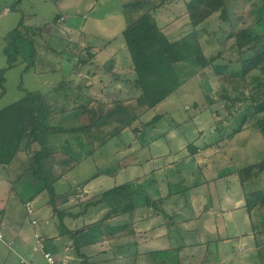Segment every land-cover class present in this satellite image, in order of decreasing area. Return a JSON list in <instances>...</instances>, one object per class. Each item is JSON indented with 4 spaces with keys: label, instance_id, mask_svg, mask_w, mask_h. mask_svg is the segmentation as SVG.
Instances as JSON below:
<instances>
[{
    "label": "rangeland",
    "instance_id": "374dc122",
    "mask_svg": "<svg viewBox=\"0 0 264 264\" xmlns=\"http://www.w3.org/2000/svg\"><path fill=\"white\" fill-rule=\"evenodd\" d=\"M135 1L21 0L17 11H11L18 0H0V71L8 67L3 52L5 37L19 28L22 17L26 28L41 30L28 37L23 29L16 65L5 74L6 93L0 99V110L27 93L52 102L59 98V104L66 103L67 109L73 107L75 95L107 107L115 97L136 98L140 93L131 89L136 74L122 32L159 1L145 4L141 10L125 7ZM183 1L168 2L154 11L153 20L164 27L171 40L193 30L190 20L181 13ZM250 7L244 6V14ZM57 16L61 18L56 20ZM251 21L248 18L245 24ZM230 28L219 14L198 27L207 57L220 52L225 58H236L231 48L234 40L228 37ZM109 40L115 41L110 44ZM88 51L94 54L91 59ZM81 60L88 63L78 72L74 65ZM225 96L246 98L248 92L227 87L213 73H199L145 115L129 107L134 116H139L134 127L154 122L138 136L129 128L104 144L99 145L103 140L97 139L98 143L90 146L79 133L60 134L59 150L69 157L67 167L71 168L54 164L55 176L48 173L46 180L38 179L30 165L27 170L21 166L20 155L11 167L16 171L9 172L0 164V208L5 210L7 222L32 237L35 232L61 230L48 203L49 194L42 189L50 183L61 196L76 186L82 192L79 198L72 197L60 208L75 215L65 218V225L85 226L87 230L83 238L92 245L80 249L90 255L87 264H264V225H259V230L254 225L258 230L254 235L251 219L255 216L243 207L246 194L264 192V135L248 129L212 146L221 132L226 133L224 136L231 132L221 128L224 122L231 124ZM158 115L162 119L157 120ZM57 121L59 118L53 125L60 127L61 121L56 125ZM62 122L68 127L67 121ZM65 143H71L72 148ZM191 143L199 147L194 158L188 148ZM18 168L25 172H18ZM60 174L63 177L58 178ZM95 175L99 177L87 184ZM126 183L131 184L137 207L131 214L104 221L107 209L100 205L79 215L83 208L78 199L90 193L99 199L104 192ZM162 198V209L146 205L148 200ZM27 201L35 209L37 225L26 212ZM50 213L52 218H48ZM5 235L9 239L11 232ZM15 238L13 249L0 242V264H21L19 256L31 264H46L41 251L28 254L35 245L34 237ZM100 249L105 251L97 255Z\"/></svg>",
    "mask_w": 264,
    "mask_h": 264
},
{
    "label": "trees",
    "instance_id": "16d2710c",
    "mask_svg": "<svg viewBox=\"0 0 264 264\" xmlns=\"http://www.w3.org/2000/svg\"><path fill=\"white\" fill-rule=\"evenodd\" d=\"M157 1L159 2L152 10H148L137 19L132 20L122 32L131 56V67L136 74L131 89L133 93L138 91L140 94L136 98L115 97L112 99L110 107H107L103 102H85L82 95H75L73 107L67 109L66 103L59 104V98L52 102L43 99L44 96L27 93L18 102L0 110L1 165L10 166L20 152H25L31 158L30 166L35 176L38 179L46 180L44 169L48 161L56 160L55 164L64 166L66 169L69 165V157L61 154L59 150L58 138L60 134L68 136L67 133H79V138L89 142L90 146H95L96 142L98 143L97 139L103 140L99 142V145L104 144L111 136L119 135L129 128H132L138 136L143 128L153 126L154 122L143 123L141 128L134 127L139 116H134L129 107L138 108L145 115L158 108L188 79L199 73H213L227 87L248 92L246 98L224 97L227 101L225 109L229 115L227 119H231V124H228V121L224 122L221 128L223 131L226 129L231 132L225 136L226 133L221 132L219 139L212 143V146L216 145L217 147L224 140H230L248 129H254L264 135V26H261L264 24V0H257L258 2L254 0H182L181 3L185 7L181 13L190 20L193 30L176 40L169 39L164 33V27L157 22L152 23V20L157 8L163 7L168 2H180V0ZM20 2L21 0H18L10 10L17 11V5ZM151 2L154 0H136L127 3L125 7L141 10V7ZM246 4L251 7L245 15L244 6ZM215 14H219L222 21L230 24L232 32L228 37L234 40L231 46L236 55L234 60L225 58L224 54L220 52L211 57H207L204 53L200 42L201 31L198 30V27ZM60 18L61 16H57L56 20ZM248 18L252 21L246 25ZM23 19L24 17H22L19 28L14 29L5 37L7 45L3 52L8 60V67L0 71V99L6 93L5 74L7 70L15 67L20 53L18 40L24 38L23 29H26L24 32L28 37L41 32V30L35 31L32 28H26ZM21 27L22 29H20ZM259 28L262 29L258 30ZM114 41L109 40V43ZM88 49L92 50V48ZM88 55L90 59L94 56L89 51ZM87 63V60H81L74 67L79 72ZM67 98H69L68 94L65 96V101ZM93 104L96 106L93 107ZM58 118L59 121L56 122V125L61 121L58 123L60 127L53 125L54 119ZM156 119L160 120L162 117L158 115ZM63 120L68 122V127H63ZM101 135L103 138L100 137ZM65 146L69 149L72 148L71 143H65ZM188 148L192 157H195L199 147L191 143ZM63 174L58 175V178L63 177ZM98 177L99 175H95L86 183L89 184ZM43 190L49 194L50 201L48 203L52 207L53 213L58 217L62 233L72 239L76 255L82 259L81 264H86L89 259L81 252L78 240V236L85 232L86 228L84 226L77 230H69L64 220L75 215L60 208L72 197L79 198L82 192L75 186L59 196L50 183H47ZM133 196L129 183L104 192L99 199L90 193L83 199H78L83 208L79 215L84 214L91 207L103 205L107 209L104 221L117 219L136 210ZM245 198L244 208L249 214L253 212L255 217L250 216L251 223L258 229L259 225H264V192L248 193ZM164 199L148 200L146 205L158 210L161 208L160 205H163ZM258 211L259 217L257 216ZM256 228H252L254 235L258 234L256 231L259 229ZM132 232L135 235L134 228ZM261 232L264 233V229Z\"/></svg>",
    "mask_w": 264,
    "mask_h": 264
},
{
    "label": "crops",
    "instance_id": "0c3cea01",
    "mask_svg": "<svg viewBox=\"0 0 264 264\" xmlns=\"http://www.w3.org/2000/svg\"><path fill=\"white\" fill-rule=\"evenodd\" d=\"M7 10V9H6ZM6 12H8V11H6ZM74 89L76 88L75 86H76V82L74 83ZM54 121H55V119H54ZM24 154H22V153H19L18 155H20V158H21V160H22V165L21 166H25V170H27L28 169V166L30 165V162H31V158L28 156V154L27 153H25V152H23ZM18 155L16 156V158L18 157ZM23 156V157H22ZM16 158L14 159V161L13 162H15V160H16ZM12 162V164L10 165V166H8L7 168H8V171L10 172H13V170L14 171H16V169L14 168H11L12 166H13V163ZM56 163V161H54L52 164H51V162L49 163V169L48 170H45L44 169V173H45V175L47 176L48 175V173H49V175L51 174V175H53V176H55L54 175V164ZM24 169L23 170H20V168H18L17 170H18V172H20L21 171V173H24L25 171H24ZM30 170H31V167H30ZM48 171V172H47ZM66 177V176H65ZM72 199V198H71ZM70 199V201L68 202V203H70L72 200ZM27 202H31V201H27ZM67 203V204H68ZM31 204H32V202H31ZM241 205H242V203H241ZM243 207H245V204L243 203ZM25 208H26V203H25ZM34 209V208H33ZM34 211H35V209H34ZM27 212V211H26ZM50 217H48V218H52L51 217V213H50V215H49ZM7 219H8V216H6V214H5V210L4 209H2V208H0V227H1V230L3 231V234H4V239H6V242H8V243H13V245H14V243H15V241H16V235H17V238H19V237H23L24 236V239L25 240H29V239H32L33 237L35 238V235H40L41 236V238L43 239V245H44V247H43V251L44 252H49V253H52V254H55V255H58V256H63L64 255V252H65V249H66V247H71L72 248V250H71V252H69V255H70V257L72 258V260L70 261V264H81L82 263V259L81 258H79L77 255H76V252H75V249H74V247H73V245H72V243H73V241H72V239L68 236V235H65V234H63L62 233V231L61 230H57L56 229V227H55V230H57V232H53L54 231V229L52 230V232H46V234H44L43 232H41V233H38V232H35L34 233V235H33V237H32V235L30 236V235H25L24 233V231L22 230V229H19V228H16V226H14L13 224L11 225L10 223H8L7 222ZM38 222V221H37ZM33 224V223H32ZM48 224H49V226L51 225V222L49 221L48 222ZM67 225V224H66ZM67 227H68V229L69 230H71V231H73V230H77V229H79V228H81V227H78V226H73L72 225V227L70 228V226L69 225H67ZM11 232V236H10V238L8 239V237L6 238V235H5V233L8 235L9 233ZM24 232V233H23ZM87 232V230L85 231V232H83L82 234H80L79 236H78V240H79V243H80V246H81V249H85L86 248V246H89V245H92V244H90V241H84V238H83V236H84V234ZM32 234V233H31ZM22 242V241H21ZM36 242V241H35ZM23 243V242H22ZM7 247V246H6ZM82 250V251H83ZM27 251H29V255L31 256L32 255V249L31 250H27ZM81 251V252H82ZM105 250H103V249H100L99 250V252H98V254L97 255H99V254H101V253H103ZM83 254L86 256V257H90V255H87L86 253H84L83 252ZM20 254H18V256H19ZM20 258H22L21 256H19ZM105 263H106V261H105ZM87 264V263H86Z\"/></svg>",
    "mask_w": 264,
    "mask_h": 264
},
{
    "label": "built area",
    "instance_id": "2783aa9c",
    "mask_svg": "<svg viewBox=\"0 0 264 264\" xmlns=\"http://www.w3.org/2000/svg\"><path fill=\"white\" fill-rule=\"evenodd\" d=\"M26 211L27 214L32 217V223L33 225H37V220L33 218L35 211L33 209V206L30 202L26 203ZM35 245L32 249L33 252L41 251L43 253L44 259L46 261V264H70V261L72 258L69 255L70 248H66L63 256H58L49 252L43 251V239L40 235H35ZM0 242H3L9 249H13V243H8L4 239L3 231L0 227ZM21 264H31L29 261L25 260L24 258H21Z\"/></svg>",
    "mask_w": 264,
    "mask_h": 264
},
{
    "label": "water",
    "instance_id": "95a60500",
    "mask_svg": "<svg viewBox=\"0 0 264 264\" xmlns=\"http://www.w3.org/2000/svg\"><path fill=\"white\" fill-rule=\"evenodd\" d=\"M152 23H155V20H152Z\"/></svg>",
    "mask_w": 264,
    "mask_h": 264
}]
</instances>
